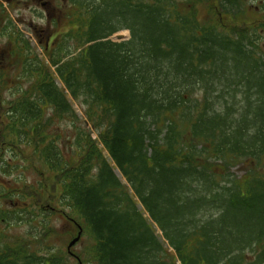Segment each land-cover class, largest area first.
<instances>
[{
  "label": "trees",
  "instance_id": "obj_1",
  "mask_svg": "<svg viewBox=\"0 0 264 264\" xmlns=\"http://www.w3.org/2000/svg\"><path fill=\"white\" fill-rule=\"evenodd\" d=\"M69 2L43 57L9 42L21 70L10 106L0 98V143L39 180L0 184L29 198L0 206V223L42 215L52 231L59 213L90 249L73 262L14 240L0 264H264V13L244 0ZM63 118L71 134L51 130Z\"/></svg>",
  "mask_w": 264,
  "mask_h": 264
},
{
  "label": "rangeland",
  "instance_id": "obj_2",
  "mask_svg": "<svg viewBox=\"0 0 264 264\" xmlns=\"http://www.w3.org/2000/svg\"><path fill=\"white\" fill-rule=\"evenodd\" d=\"M41 1L43 0H0V82H3L0 85V98L4 101L3 106L5 108L10 106V99L18 95L13 89L9 90L8 86L15 84L13 73H18L17 71L21 70L20 68H18V70L12 68L15 56L10 53V40L12 39L13 43L15 38L21 35L30 45L28 50L29 56L32 57L36 54L39 57H43L45 54L43 43L46 40L49 41L52 36L51 34L57 29V26L52 20L56 21L58 25L61 24L60 26L66 23V20L63 23L64 11L70 6L69 0H45L50 4V7H42ZM244 3L246 6H251L256 11H259L260 14H262V12L264 13V11H262L264 8V0H244ZM48 13H50L49 17L47 16ZM245 19L247 18L245 17ZM247 26L250 25L247 24ZM256 26L258 25L256 24ZM257 32L261 35L257 41L259 42L260 50L264 53V31L259 29ZM129 36L130 33L128 29H121L113 33L111 37L114 40L121 41L128 39ZM4 80L5 84H7L6 86L4 85ZM18 81L21 83L22 89L27 87L29 83V79L25 76H21L20 79H17V82ZM71 102L74 111L80 117L82 115L80 107L73 100H71ZM72 122L73 120L70 118H63L58 120V123L55 122L51 130L55 132V130L60 127L61 130L71 134ZM78 123H82V121L79 120ZM93 137L95 138V134H93ZM59 140L60 142L64 141L63 138ZM0 154L3 155L6 161L12 163L13 166H16V163L18 165L9 171H4L0 168V184L18 186L24 183H37L39 176L30 168L29 160L25 161L20 153L15 155L14 151L10 150L8 146L2 143H0ZM234 170L237 171L238 174L243 172V170L238 167H235ZM115 172L123 180L117 168H115ZM2 192L0 188V206L2 207H13L15 205L14 201L19 206L27 207L29 205L28 197L17 203L13 194V198L10 199L6 197V195H3ZM41 218H43L42 215H38L35 219L30 221L27 217L24 219L12 218L7 220V223L4 222L5 224L0 223V234L3 235H0V244L4 242L13 243L14 240H20L26 242V245L31 246V248L36 247V250L39 249L41 253L50 250V246L51 249L56 252L64 250L73 262H77L76 259L78 258L76 255L79 254L84 247H89V242L83 235L82 229H79V239L70 247V250H68L67 246L69 242L78 234L76 230L71 229L69 226V219H63L59 213L53 214L50 220L52 231H46L47 228H44ZM89 249L90 247L88 250Z\"/></svg>",
  "mask_w": 264,
  "mask_h": 264
},
{
  "label": "water",
  "instance_id": "obj_3",
  "mask_svg": "<svg viewBox=\"0 0 264 264\" xmlns=\"http://www.w3.org/2000/svg\"><path fill=\"white\" fill-rule=\"evenodd\" d=\"M79 235H80V230L78 231V234L76 235V237L69 242L67 246L68 250H70V247L79 239Z\"/></svg>",
  "mask_w": 264,
  "mask_h": 264
},
{
  "label": "flooded vegetation",
  "instance_id": "obj_4",
  "mask_svg": "<svg viewBox=\"0 0 264 264\" xmlns=\"http://www.w3.org/2000/svg\"><path fill=\"white\" fill-rule=\"evenodd\" d=\"M41 5H42V7H50V4L48 2H46L45 0L41 1ZM49 14L50 13L47 14L48 17H49Z\"/></svg>",
  "mask_w": 264,
  "mask_h": 264
}]
</instances>
